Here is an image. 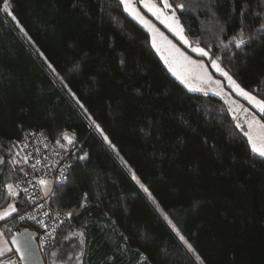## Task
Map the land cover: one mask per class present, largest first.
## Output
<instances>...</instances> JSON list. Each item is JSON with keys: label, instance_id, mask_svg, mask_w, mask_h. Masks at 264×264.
Returning <instances> with one entry per match:
<instances>
[{"label": "trees", "instance_id": "obj_1", "mask_svg": "<svg viewBox=\"0 0 264 264\" xmlns=\"http://www.w3.org/2000/svg\"><path fill=\"white\" fill-rule=\"evenodd\" d=\"M9 2L11 15L0 11V155L44 132L71 166L49 205L74 215L41 247L46 264L52 252L74 254L73 264L78 238L63 239L73 232L84 233L83 264H264V160L223 102L188 90L118 0ZM182 2L185 36L264 100V33L254 31L264 0ZM242 25L248 42L237 49L229 39ZM0 168L4 183L10 165ZM7 203L0 195V210ZM30 205L21 193L19 215ZM5 223L9 239L41 232L15 214Z\"/></svg>", "mask_w": 264, "mask_h": 264}, {"label": "snow or ice", "instance_id": "obj_2", "mask_svg": "<svg viewBox=\"0 0 264 264\" xmlns=\"http://www.w3.org/2000/svg\"><path fill=\"white\" fill-rule=\"evenodd\" d=\"M139 3L143 4L145 8L149 12H151L157 19L161 20L162 23H164L171 32H173L181 41H183L184 44L190 45L189 40L184 34V27L181 24L180 18L177 15L178 12L183 13L187 10V7L185 3L180 0V2H177V0H172V2H169V0H160V3L162 4V7L158 6L157 3H149L147 0H139ZM136 0H118V6L122 7L123 11L127 13L130 17H132L134 20H136L139 24L144 26L150 33H152V47L156 49L157 52H162V49L160 45L157 42V35L160 36V38L167 42L168 45V51L169 56H163L162 59L164 60V63L168 65L169 70L173 72V75H176L178 79L181 80V83H183L190 91H202L204 92L205 89L203 88H197L194 87L192 84L188 82V79L186 75H184L183 69L187 65H195L197 66L202 75H200L199 79L202 81L207 80L211 81V76L208 75L204 68L205 66L203 63H198L197 61L191 60L190 57L185 56L184 53L180 52L178 48L175 47L171 43V41H167L166 37H163L162 33H159L157 29L151 23L144 18V16L141 15L139 10L135 6ZM0 11H3L9 15H11L10 11V2L9 0H3L2 7H0ZM170 11V15H169ZM246 14L245 9L241 8L240 15L243 17ZM258 15V18L260 19L259 26L254 29L257 33H264V14H256ZM12 19L15 20V16H12ZM21 31H23V28H21ZM244 26L242 25L238 33L234 36H232L229 39V44H232L235 46V48L239 49L243 47L248 40L244 37ZM251 37H249L250 39ZM228 45H225L227 47ZM193 52L199 53L200 56L203 57H209L210 53L209 51H206L205 48L202 47H193ZM170 57V58H169ZM212 66L216 69V71L220 72L223 76L227 77V80L229 84L234 88L237 93L243 97H245L250 103L256 107L259 112L264 113V100L258 99L256 96L252 95L251 92L246 91L244 88H242L233 78L228 74L227 71H225L217 60L213 59L211 60ZM51 67V65H49ZM217 85H219V81L215 82ZM70 91V90H69ZM205 94H207L205 92ZM219 95V93H216ZM73 97H75L74 93H71ZM77 103L79 101L77 100ZM81 108H83V105H80ZM85 112H87V109H84ZM247 112V109L244 110ZM238 119V118H237ZM248 123L249 129L253 127V125H259L261 128H264V124H261L258 119H256L254 116L250 121H246ZM96 128L100 130L101 134H103V130L100 129V125L96 124ZM236 128L241 129L243 131L242 126L240 123L236 124ZM34 135V133H33ZM243 135L247 137V142L250 147V150L254 156H258L262 160H264V142L257 143V140L253 137L251 131L243 132ZM63 138L68 142V144L73 143V139L69 138L67 133L63 134ZM104 140L108 141V143L111 145V142L108 140V137L104 135ZM57 144L60 143L59 140L56 142ZM28 145L25 143H22L21 141H16L12 143L11 147L7 150L9 154V159L5 160L3 155H0V165L8 164L10 165L9 172L6 174V182L0 183V195H2V198L4 200H7V209L6 210H0V221H7L10 217H13L14 214L16 215V218L19 220H24L26 217L29 219L35 220V216H28L27 213L24 215H19V209L16 207L17 202L19 201L21 192L28 193L29 188L28 187H21L20 180H15L13 182V179L16 175V173H22L24 176H28L29 173L25 170L24 167L21 165L29 164V161L33 159L32 153L26 152L24 155H21V152H24L25 149H27ZM113 149H115V145H111ZM38 151V149H37ZM86 153L84 156L79 157V159H85ZM41 164L40 159H35V162L30 164L31 169L33 170L36 175L32 176L28 180L29 186L35 188L40 187L41 191L43 192L44 197H48L49 195H55V192L53 191V184L59 185L62 184L67 177L63 175L61 172L60 175L48 178L46 176H40L39 175V169L37 168L38 165ZM3 172V168H0V173ZM135 179V177H133ZM35 181V183H33ZM141 188L144 189L145 192H148V189L141 184ZM87 194H85V197ZM149 196H151V193H149ZM33 199H36V197L29 196L28 200L31 201ZM41 209H43L44 205L41 203L38 205ZM83 207V204L81 205ZM45 216H48V212L43 213ZM66 219H70L74 213L69 211L66 214ZM37 223L41 224V226L47 228L48 225L44 224L42 220H37ZM64 223L61 221V224ZM171 224V221H169ZM173 229H176V226L172 225ZM6 230L11 231V228L8 227L7 223L4 224L3 227H0V264H19L20 261L25 262V264H28L29 260L33 257H36V252L31 249L30 243H21L19 237V233H15L11 236V239L5 238L6 236ZM55 234V229H53L52 233H49V238L47 241H43L41 244V247H43L46 244L54 243L53 236ZM177 234L179 236V239L187 246L189 251H193L192 245L188 243V241L183 237V235H179V232L177 230ZM73 237L78 238V244L81 248V251L78 254H75V259L73 264H83L82 262V256H83V246L85 244L84 240V233L83 232H73L70 236H65L63 239L71 242ZM76 245H73L75 247ZM12 253V256H9L8 254ZM73 255L72 253L65 254L64 256L59 255L58 252H52L51 257L52 261L51 264H69L70 261H73ZM18 256L19 260H17L15 257ZM196 260H200L201 258L199 255H196Z\"/></svg>", "mask_w": 264, "mask_h": 264}, {"label": "rangeland", "instance_id": "obj_3", "mask_svg": "<svg viewBox=\"0 0 264 264\" xmlns=\"http://www.w3.org/2000/svg\"><path fill=\"white\" fill-rule=\"evenodd\" d=\"M147 2L149 3L154 2V3H157L158 6L162 7L160 0H147ZM135 6L139 10L141 15L144 16V18L148 20L151 23V25H153L155 29L158 30L159 33H162L163 37L167 38V41H171V43L175 45V47L178 48L180 52L184 53L185 56L190 57L191 60L197 61L198 63H203V65L205 66L204 71L208 75L211 76L212 78L211 81H207V80L202 81L201 79H199L202 73L200 69L195 65H187L185 69L181 70L183 71L184 75H186L188 82L190 84H192L194 87L205 89L204 92L202 91H192V92L199 93L205 96H213V97L220 99L223 102V105L228 109L231 115L236 119V123H240L242 128L245 129L244 130L245 132L251 131L253 137L257 140V143L264 142V128H261L259 125H253V127L249 129L248 123L246 122V121H250L254 116L256 119L260 121L261 124H264V113L259 112V110L256 107H254V105L250 103L245 97L239 95L237 91H235L234 88L229 84L227 77L223 76L220 72L216 71V69L211 64V60H213V58H211V54L209 55V57H203V56H200L199 53L193 52L192 51L193 47H197V46L201 47V46L193 44L188 38L187 39L189 40L191 46H189L188 44H184L183 41H181L173 32L170 31V29L164 23L161 22V20L157 19L151 12L147 10V8L143 6V4L139 3V0H136ZM169 15H170V11H169ZM150 36L152 39V33H150ZM157 42L162 49V52H157L160 58L162 57V55L169 56L167 42L162 40L159 35H157ZM162 61L164 63L163 59ZM218 63L220 64L219 61ZM166 67L169 70L168 65H166ZM170 72L173 74L172 71ZM174 76L177 78L176 75ZM178 80L181 82L180 79ZM216 81L220 82L219 85L215 83ZM186 88L188 89V87ZM205 92L207 94H205ZM216 93H219V95H217ZM245 109H247V112L244 111ZM6 209L7 208L3 210H6ZM0 223H3V221H0ZM5 238L9 239L7 236H5ZM8 255L12 256L13 254L9 253Z\"/></svg>", "mask_w": 264, "mask_h": 264}, {"label": "built area", "instance_id": "obj_4", "mask_svg": "<svg viewBox=\"0 0 264 264\" xmlns=\"http://www.w3.org/2000/svg\"><path fill=\"white\" fill-rule=\"evenodd\" d=\"M22 143L28 145L27 149L24 152H21L23 155L28 152L32 153L33 159L29 161V164H26L27 172L29 173L28 176H24L21 178V187H28V193L21 192L27 199L29 196L36 197V199L31 200V205L26 208L24 211L20 213V215H24L27 213L28 216H35L36 219H29L25 218L24 221H37L42 220L44 224L48 225L47 228L41 226V224L36 222V225L40 228L41 232L39 234V244L43 241H47L49 238V233L53 232L55 229V234L53 239L55 238L58 230L62 225H64L69 219H66V212L54 210L49 205V200L51 195L48 197H44L43 192L41 191L40 187H31L28 184V180L36 175L30 167V164L35 162V159H40L41 164L37 166L40 170V176H46L48 178H53L63 173L64 176H67L68 172L70 171V161L68 158V153L66 151L57 149L54 143L49 139V137L44 132H34L24 137L20 140ZM38 149V151H37ZM35 183V181H33ZM56 184H53V190ZM43 204L44 207L41 209L38 205ZM48 212L49 215L45 216L43 213ZM61 221L64 223L61 224ZM46 244L44 246H47Z\"/></svg>", "mask_w": 264, "mask_h": 264}, {"label": "water", "instance_id": "obj_5", "mask_svg": "<svg viewBox=\"0 0 264 264\" xmlns=\"http://www.w3.org/2000/svg\"><path fill=\"white\" fill-rule=\"evenodd\" d=\"M17 233L20 234L19 239H20L21 243L22 244L23 243H30L31 249L36 252V257H33L32 259H30L28 264H46V262L43 258V254H42L40 244H39L38 232L36 230H32L30 228H24ZM10 239H11V237H10ZM15 258H17L19 260L18 256H16ZM19 263L25 264V262H23V261H20Z\"/></svg>", "mask_w": 264, "mask_h": 264}]
</instances>
